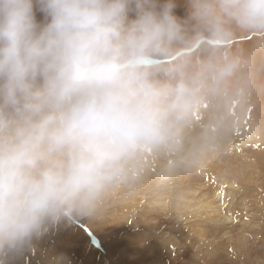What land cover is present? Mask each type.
Masks as SVG:
<instances>
[{
  "label": "clouds",
  "instance_id": "obj_1",
  "mask_svg": "<svg viewBox=\"0 0 264 264\" xmlns=\"http://www.w3.org/2000/svg\"><path fill=\"white\" fill-rule=\"evenodd\" d=\"M176 8L0 0V253L102 218L144 150H180L193 112L228 97L240 62L216 45L234 30L264 35V0ZM199 37L207 54L194 63L181 49Z\"/></svg>",
  "mask_w": 264,
  "mask_h": 264
},
{
  "label": "rangeland",
  "instance_id": "obj_2",
  "mask_svg": "<svg viewBox=\"0 0 264 264\" xmlns=\"http://www.w3.org/2000/svg\"><path fill=\"white\" fill-rule=\"evenodd\" d=\"M176 4L183 16L186 0ZM204 43L181 52L199 63ZM216 47L240 70L227 98L193 112L183 145L193 149L199 131L195 158L191 149L144 150L136 178L112 192L102 218L61 223L0 253V264H264V35L234 30ZM223 193L221 214L209 216L201 199L223 204Z\"/></svg>",
  "mask_w": 264,
  "mask_h": 264
},
{
  "label": "bare ground",
  "instance_id": "obj_3",
  "mask_svg": "<svg viewBox=\"0 0 264 264\" xmlns=\"http://www.w3.org/2000/svg\"><path fill=\"white\" fill-rule=\"evenodd\" d=\"M201 131V130H200ZM198 132L199 131H195V133H194V135H192V136H190V144H191V146H193V143L194 142H197L199 145H200V141H196V138H197V136L196 135H198ZM247 132V131H246ZM201 134V133H200ZM244 134V133H243ZM221 135H223L222 133H220V136ZM183 142L185 143L186 142V140L184 139L183 140ZM187 149H191V151H192V156L191 157H193V158H195V154H194V151L195 150H192V148H190L189 147V145L188 144H184L183 146H182V148L179 150V154L180 155H182V154H184L185 152H187ZM181 157V156H180ZM222 172V171H221ZM220 173V172H219ZM220 190V189H219ZM221 197H223V200H221L222 201V203L223 204H217V205H215V202L213 201H211V200H209V201H207V202H204L203 201V199H201V201H202V204H200V206L206 211V212H208V215L209 216H211V214L212 213H220L221 214V210L222 209H224V206H225V194L223 193L222 195H220ZM204 199H206V198H204ZM197 202V201H196ZM198 204V203H197ZM190 206V205H189ZM206 206H209V209L206 207ZM187 208V207H186ZM211 209V211H209Z\"/></svg>",
  "mask_w": 264,
  "mask_h": 264
}]
</instances>
